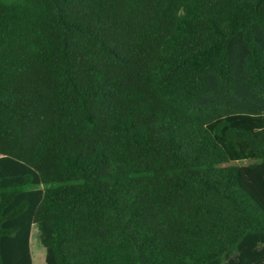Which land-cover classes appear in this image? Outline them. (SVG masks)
Instances as JSON below:
<instances>
[{
    "label": "trees",
    "instance_id": "obj_1",
    "mask_svg": "<svg viewBox=\"0 0 264 264\" xmlns=\"http://www.w3.org/2000/svg\"><path fill=\"white\" fill-rule=\"evenodd\" d=\"M34 225L46 264H264V0H0V264Z\"/></svg>",
    "mask_w": 264,
    "mask_h": 264
},
{
    "label": "rangeland",
    "instance_id": "obj_2",
    "mask_svg": "<svg viewBox=\"0 0 264 264\" xmlns=\"http://www.w3.org/2000/svg\"><path fill=\"white\" fill-rule=\"evenodd\" d=\"M36 245L40 247L39 256L37 255ZM40 242V231L38 226H35L31 235V253L33 257V264H45L46 250Z\"/></svg>",
    "mask_w": 264,
    "mask_h": 264
},
{
    "label": "crops",
    "instance_id": "obj_3",
    "mask_svg": "<svg viewBox=\"0 0 264 264\" xmlns=\"http://www.w3.org/2000/svg\"><path fill=\"white\" fill-rule=\"evenodd\" d=\"M35 226H37V225H34L33 228H34ZM33 228H32V231H33ZM31 235H32V232H31ZM30 248H31V239H30ZM31 254H32V253H31ZM32 259H33V257H32ZM45 264H46V259H45Z\"/></svg>",
    "mask_w": 264,
    "mask_h": 264
}]
</instances>
